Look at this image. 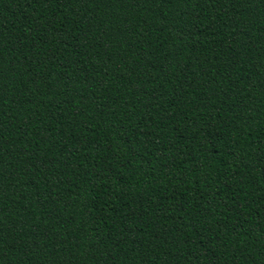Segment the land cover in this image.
Returning a JSON list of instances; mask_svg holds the SVG:
<instances>
[{
    "label": "trees",
    "instance_id": "trees-1",
    "mask_svg": "<svg viewBox=\"0 0 264 264\" xmlns=\"http://www.w3.org/2000/svg\"><path fill=\"white\" fill-rule=\"evenodd\" d=\"M0 264H264V0H0Z\"/></svg>",
    "mask_w": 264,
    "mask_h": 264
}]
</instances>
